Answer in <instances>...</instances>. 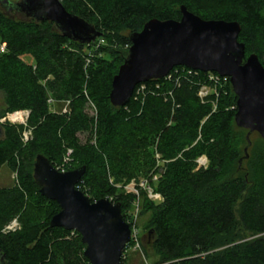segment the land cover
I'll return each instance as SVG.
<instances>
[{"label":"trees","instance_id":"trees-1","mask_svg":"<svg viewBox=\"0 0 264 264\" xmlns=\"http://www.w3.org/2000/svg\"><path fill=\"white\" fill-rule=\"evenodd\" d=\"M60 1L101 37L82 45L60 34L52 22L14 18L0 8V40L6 45L0 51L5 102L0 119L27 111L30 130L25 141L23 126H0V170L6 165L17 175L15 185L0 188V264H91L77 232L51 227L60 206L40 194L34 179L38 155L59 168L69 151L65 170L86 168L77 188L91 202L120 204L126 222L140 199L126 191L128 182L143 174L157 177L151 187L161 199L140 194L138 216L150 215L147 228L160 256L145 264H264V139L258 133L251 135L258 136L259 151L254 183L224 176L241 162L233 133H249L236 125L237 97L230 80L214 84L216 92L203 101L198 92L203 84L212 86L210 73L175 67L167 77L137 86L126 106L110 100L131 35L152 19L180 20L182 6L204 20L239 23L245 59L255 54L264 66V0ZM54 104L67 109L52 110ZM91 107L95 115L89 114ZM81 134L87 135L85 142ZM201 158L207 166L199 165ZM17 217L20 228L7 231ZM238 224L257 237L238 243ZM140 241L141 251L129 244L121 264L130 251L143 254L142 235Z\"/></svg>","mask_w":264,"mask_h":264},{"label":"water","instance_id":"water-1","mask_svg":"<svg viewBox=\"0 0 264 264\" xmlns=\"http://www.w3.org/2000/svg\"><path fill=\"white\" fill-rule=\"evenodd\" d=\"M0 3L7 12L15 11L25 20L52 22L60 34L82 45L101 37L92 24L68 12L60 0ZM181 14L178 21L152 19L141 32L131 35L129 55L113 79L112 104L126 106L137 86L163 79L175 67L216 73L230 80L237 97L236 125L249 131V146L253 133L264 139V66L255 54L245 59V45L239 42L241 26L237 22L204 20L185 6ZM85 172L84 166L61 172L44 155L37 156L34 179L40 194L60 206L50 225L77 232L91 264H121L131 241V228L120 204L109 199L91 202L77 188Z\"/></svg>","mask_w":264,"mask_h":264},{"label":"rangeland","instance_id":"rangeland-1","mask_svg":"<svg viewBox=\"0 0 264 264\" xmlns=\"http://www.w3.org/2000/svg\"><path fill=\"white\" fill-rule=\"evenodd\" d=\"M11 1H16V0H11ZM0 8L3 9L5 11V13H9V15H11L14 18H20L23 19L20 15H18L17 13H15L14 11H10L7 12L5 10V7L3 6V4L0 3ZM3 44L1 43L0 40V48ZM25 59L27 61H30L31 58L30 57H25ZM5 106V102H4V96L2 94V92H0V114L2 113V110L4 109ZM67 109V106L64 104H54L52 106V110H62L65 111ZM26 114L27 111H22ZM24 113H13L10 114V117L7 115L5 118L0 119V126L4 125V124H10L13 126H23L25 128L24 134L23 136L28 137L30 135V130L27 129V118L24 117ZM28 113V112H27ZM23 114V115H22ZM89 114L90 115H95L96 114V110L91 107L89 108ZM19 115V117H17ZM10 118V119H9ZM12 120V121H11ZM0 132L1 129H0ZM248 132H243L240 131L239 129L235 130V132L232 135V142L234 145H236V147L238 148V151L241 155V162H238L234 165H231L227 171L225 170V178H231V177H235V176H243L246 179L249 180V182L254 183V181L256 180V172H258V157H259V151L257 147V142H258V136L253 135L250 138L251 141V145L253 146L250 148L246 147L247 146V138ZM80 138L82 140V142H85L87 135L86 134H81ZM66 158H69L68 160H66ZM156 162L158 165H162V161L159 159V156L155 157ZM70 160V161H69ZM71 163V158L68 157V155L65 156L64 160H63V164H61L59 166V168H68L70 166ZM157 165V166H158ZM200 166H207L208 165V161L206 162L205 160H203L202 164H199ZM58 169V168H57ZM152 175H138L136 177H134L130 182H128V185L126 186V191L131 192L133 194H135L136 196L140 197V199H138L136 201L135 204V209L133 210V214H137V221H136V225H138V229L140 231V235H142V240L144 242L145 245V249L143 254H139V253H133L131 254L130 251V255L127 257V263L126 264H145V263H154L158 260H160V256L158 255L157 251L154 249L152 243L153 240L150 237V230L147 228L148 223H149V217L150 215L146 212H142L141 216H138V212L141 211L142 209V202H143V197L141 194V192H147L148 197L150 198L151 193H152V187L151 184L156 182L155 178H152ZM17 182V175L15 172H13L9 167H7L6 165L3 166L0 170V188H4V187H11L13 185H15ZM154 200H157L156 198ZM240 208V203H238L237 205V217H238V211ZM140 209V210H139ZM16 220V224L18 225L17 228H20V221L19 218H15L12 222L14 223ZM236 232L240 237V240L238 243H242L245 241H249V240H253L254 238H256L257 236H253L250 233H247L243 230V228L241 227L240 224H238L237 228H236ZM129 254V253H128Z\"/></svg>","mask_w":264,"mask_h":264},{"label":"built area","instance_id":"built-area-1","mask_svg":"<svg viewBox=\"0 0 264 264\" xmlns=\"http://www.w3.org/2000/svg\"><path fill=\"white\" fill-rule=\"evenodd\" d=\"M5 49H6V45L3 44L1 46V48H0V51L1 52H5ZM89 56H92V54H89ZM208 79H209V82H211L212 86L211 87L208 86L207 83L206 84H203L200 87L199 92H198V95H199L200 99L203 100V101L206 100L209 95H211L214 92H216L217 88L215 87L214 84H219V85L224 86L228 82V80H229V78H227V77H221V76H219L218 74H215V73H210ZM15 113H18V112H15ZM19 113H24V112L19 111ZM27 114H28L27 112H26V114L24 113V117L25 118H27ZM8 116L10 117V114ZM29 136L28 137H25L24 136V140L25 141L28 140L29 139ZM67 155H68V157H70L71 156V152L69 151ZM68 159L69 158H66V160H68ZM203 160H205L207 162V159L206 158H201V159L198 160V163L199 164H202ZM58 170L61 171V172H66L65 168H58ZM154 178L157 180V177H154ZM150 198L153 199V200L155 198L157 200H159V199H161V196L159 194H154V192L152 190V193H151ZM136 221H137V214H135V215L133 214L132 220H129L127 222L129 224L130 228H131V241H130L129 244L132 243V245H133V246L131 245V247H130V249L132 251H141L140 231H139V229L136 226ZM17 226L18 225L16 224V220H15L14 223H12V224L10 223L6 227V230L7 231H15V230L18 229ZM129 244H128V246H129ZM163 264H169V263H163Z\"/></svg>","mask_w":264,"mask_h":264},{"label":"bare ground","instance_id":"bare-ground-1","mask_svg":"<svg viewBox=\"0 0 264 264\" xmlns=\"http://www.w3.org/2000/svg\"><path fill=\"white\" fill-rule=\"evenodd\" d=\"M22 115H23V114H22ZM17 117H19V115H18Z\"/></svg>","mask_w":264,"mask_h":264}]
</instances>
